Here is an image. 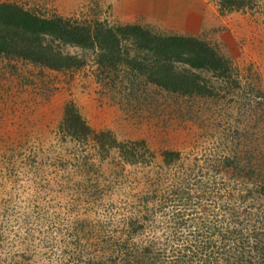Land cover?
<instances>
[{"label": "rangeland", "instance_id": "rangeland-1", "mask_svg": "<svg viewBox=\"0 0 264 264\" xmlns=\"http://www.w3.org/2000/svg\"><path fill=\"white\" fill-rule=\"evenodd\" d=\"M257 1L259 14L221 12L215 0H0L42 18L139 24L197 37L242 76L239 90L224 97L141 83L125 90L98 83L90 56L79 69L54 71L0 54V264H80V252L109 236L146 192L152 168L123 166L112 152L98 159L91 144L84 149L58 131L68 107L94 131L145 141L158 159L163 151L200 157L212 142L237 140L246 126L264 135V112L243 114L251 94H264V0Z\"/></svg>", "mask_w": 264, "mask_h": 264}, {"label": "trees", "instance_id": "trees-1", "mask_svg": "<svg viewBox=\"0 0 264 264\" xmlns=\"http://www.w3.org/2000/svg\"><path fill=\"white\" fill-rule=\"evenodd\" d=\"M215 1L221 12L262 11L257 0ZM66 47L76 52H63ZM2 53L54 71L79 69L90 56L98 83L117 82L125 90H139L141 83L180 95L224 97L242 80L218 48L197 37L139 24L42 18L9 3H0ZM247 103L245 118L264 112L260 90ZM58 131L83 148L91 144L98 159L112 152L123 166L152 168L142 200L93 250L80 252V264H264L261 130L246 126L237 140L212 142L200 157L163 151L159 159L143 140L118 141L110 131L92 130L74 108L65 109Z\"/></svg>", "mask_w": 264, "mask_h": 264}]
</instances>
